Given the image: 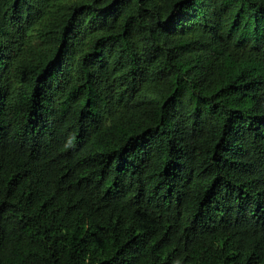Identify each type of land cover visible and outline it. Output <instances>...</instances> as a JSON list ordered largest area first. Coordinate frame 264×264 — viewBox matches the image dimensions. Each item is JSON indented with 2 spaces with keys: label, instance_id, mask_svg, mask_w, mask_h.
Here are the masks:
<instances>
[{
  "label": "trees",
  "instance_id": "trees-1",
  "mask_svg": "<svg viewBox=\"0 0 264 264\" xmlns=\"http://www.w3.org/2000/svg\"><path fill=\"white\" fill-rule=\"evenodd\" d=\"M0 264H264V0H0Z\"/></svg>",
  "mask_w": 264,
  "mask_h": 264
},
{
  "label": "clouds",
  "instance_id": "clouds-1",
  "mask_svg": "<svg viewBox=\"0 0 264 264\" xmlns=\"http://www.w3.org/2000/svg\"><path fill=\"white\" fill-rule=\"evenodd\" d=\"M67 146H71V141H69V144H68V145H66V147H67Z\"/></svg>",
  "mask_w": 264,
  "mask_h": 264
}]
</instances>
